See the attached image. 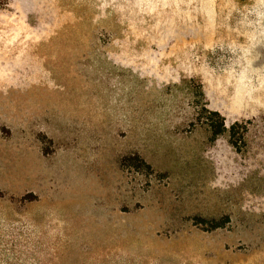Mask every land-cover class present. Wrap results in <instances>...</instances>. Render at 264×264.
Segmentation results:
<instances>
[{"label":"rangeland","instance_id":"1","mask_svg":"<svg viewBox=\"0 0 264 264\" xmlns=\"http://www.w3.org/2000/svg\"><path fill=\"white\" fill-rule=\"evenodd\" d=\"M0 264H264V0L0 7Z\"/></svg>","mask_w":264,"mask_h":264},{"label":"trees","instance_id":"2","mask_svg":"<svg viewBox=\"0 0 264 264\" xmlns=\"http://www.w3.org/2000/svg\"><path fill=\"white\" fill-rule=\"evenodd\" d=\"M8 1L9 0H0V7L6 5ZM224 131H225V125H224V123H220V125H219V127L217 129V133L216 134H221Z\"/></svg>","mask_w":264,"mask_h":264}]
</instances>
